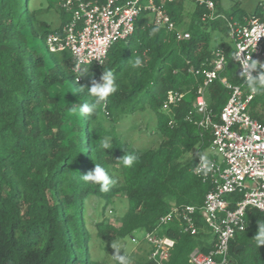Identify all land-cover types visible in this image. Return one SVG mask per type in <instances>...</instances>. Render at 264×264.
Segmentation results:
<instances>
[{"label": "trees", "instance_id": "obj_1", "mask_svg": "<svg viewBox=\"0 0 264 264\" xmlns=\"http://www.w3.org/2000/svg\"><path fill=\"white\" fill-rule=\"evenodd\" d=\"M31 1L0 0V264H101L91 257L90 227L95 238L112 243L156 231L159 219L174 207L202 205L210 187L193 174V166L212 135L198 126L193 103L203 79L189 70L210 69L219 51L225 59L220 77L250 91L232 60L227 22L242 24L263 13L260 5L248 15L238 3L223 9L222 0H210L218 17L209 19L203 18L208 14L203 5L189 1L194 8L186 12L187 1L167 2L163 10L174 31L155 26L149 13H141L133 33L113 44L102 65L86 66L76 82L68 51L44 55L37 49V42L61 31L70 14L54 0H40L37 6ZM54 6L60 23L53 29L43 17ZM154 27L160 30L150 36ZM176 31L188 33L189 39L177 40ZM136 56L142 67L132 69L128 61ZM108 70L116 76V93L90 116L71 112L74 105L94 101L86 88ZM168 92L183 99L169 104ZM229 96L218 80L206 89L213 114ZM144 111L154 114L160 141L150 149L132 148L121 138L118 122ZM247 113L264 122V93L253 95ZM100 137H111L112 149L100 148ZM127 151L139 155L131 168L118 160ZM193 151L192 160L184 162ZM95 163L114 181L108 192L80 178ZM122 201L126 206L120 217L109 221L107 210L115 212ZM245 220L246 229L230 242L225 264H264V246L253 239L264 214L251 209ZM196 226V235L182 233L174 218L158 229L159 236L175 241L164 264H189L195 249L210 250V233L198 216ZM149 251L132 264H154L147 259Z\"/></svg>", "mask_w": 264, "mask_h": 264}, {"label": "built area", "instance_id": "obj_2", "mask_svg": "<svg viewBox=\"0 0 264 264\" xmlns=\"http://www.w3.org/2000/svg\"><path fill=\"white\" fill-rule=\"evenodd\" d=\"M171 1L54 0L58 8L70 14V20L60 32L47 36V50L50 53L68 51L72 58L71 70L76 76L75 81L79 82L80 73L86 66L102 65L113 44L124 41L133 33L141 13L152 15L155 26L174 31L175 26L163 10V5ZM184 1L203 5L208 10L203 18L218 17L214 15L210 0ZM260 8L263 13L260 18L244 19L242 24L227 22L232 60L241 77L244 62L264 63V0ZM176 39L187 40L189 34L176 31ZM224 69V56L216 51L210 69L189 70L203 79L195 90L193 107L200 115L198 126L209 128L212 135L207 149L196 155L193 174L210 189L201 206L174 207L158 221L160 229L176 218L181 222L182 233L196 235L198 216L211 233L214 240L210 250L207 253L194 250L189 256V264H225L230 242L246 229V212L253 209L264 214V122L254 120L247 113V105L254 94L221 78ZM252 75L255 77L257 72L253 71ZM217 80L230 91V96L220 113L215 115L208 107L206 89ZM181 99L183 96L177 92L167 94L169 104ZM201 157H206L210 170L201 166ZM158 229L146 233L144 240L151 247L148 259L154 264H164L174 240L159 236Z\"/></svg>", "mask_w": 264, "mask_h": 264}, {"label": "rangeland", "instance_id": "obj_3", "mask_svg": "<svg viewBox=\"0 0 264 264\" xmlns=\"http://www.w3.org/2000/svg\"><path fill=\"white\" fill-rule=\"evenodd\" d=\"M40 0H32L31 4L37 6ZM263 0H222V8L226 9L233 3H238L240 8L245 11L246 14L250 15L254 12L255 8L262 3ZM45 3V2H44ZM194 4L187 1L185 4L186 12L192 11ZM51 26V28H57L59 26V9L54 6L51 12L45 14L43 17ZM153 16L149 15L148 20L152 21ZM183 29V28H182ZM181 29V30H182ZM227 41V40H225ZM38 51L41 54L48 55L47 47L44 42H37ZM232 45V44H231ZM118 131L122 135L121 138L127 141L132 148L147 149L156 147L160 141L158 133L156 131V118L154 114L149 111H144L142 113H136L132 116L123 117L118 122ZM194 156V151L185 155L184 162L192 160ZM248 185V183H246ZM124 202H117L114 206L115 212L111 211L110 208L107 210V216L109 221L113 223L120 217L122 211L124 210ZM92 215V211L89 210V215ZM116 224V223H115ZM91 228L92 241L90 244L91 257L94 260L99 261L101 264H117L112 257L114 250L111 248V243L102 242L94 237V230ZM144 233L139 231L133 234L131 237H127L120 240L121 251L126 254L130 260L131 264L143 259L144 253L148 250V246L144 241ZM133 238L136 242L133 241ZM214 238L210 234L207 243L213 242ZM118 241V240H117Z\"/></svg>", "mask_w": 264, "mask_h": 264}, {"label": "clouds", "instance_id": "obj_4", "mask_svg": "<svg viewBox=\"0 0 264 264\" xmlns=\"http://www.w3.org/2000/svg\"><path fill=\"white\" fill-rule=\"evenodd\" d=\"M159 30H160L159 28L154 27L151 29L149 35L150 36L154 35L157 32H159ZM128 63L130 64L132 69H139L142 67V60L139 56H136L134 59L131 58L128 61ZM241 68H242V72H241L242 78L244 79L245 84L250 89L251 93L253 94L264 93V63H258L256 61L244 62ZM253 71H257V75L255 77L252 75ZM83 74L85 73H81V75ZM80 89H85V88H80ZM117 89H118V85L116 83V76L114 75V73L111 70L103 71V74L101 75L99 81L93 79L90 87L86 88L87 90L86 95L89 97H94L95 98L94 101L91 103L85 102L83 104L74 105L70 109V111L73 112L74 114L78 112L82 117L90 116L92 113L96 111L97 106L106 102L110 95L116 93ZM98 144L100 148L106 151L112 149L111 137H103V138L100 137ZM118 160L121 162L123 167L131 168L139 160V155L127 151ZM201 166L204 167L206 170H210V165L206 157H201ZM80 178L82 181L86 183L90 182L94 185H98L99 190L101 192H108L110 190V186L114 183L108 171L101 164H97V163H95L94 169L88 171L86 174L80 175ZM257 223H258V231L253 239L256 241L257 246L260 247V246H264V222H257ZM134 242H136V240ZM174 245H175V241H174ZM147 246L148 249H150L151 251V247L148 244ZM111 248L114 250L112 257L115 261L118 262V264H131L130 258L126 254L122 253L119 241L114 240L111 243ZM150 251L148 253L147 259L149 257Z\"/></svg>", "mask_w": 264, "mask_h": 264}, {"label": "water", "instance_id": "obj_5", "mask_svg": "<svg viewBox=\"0 0 264 264\" xmlns=\"http://www.w3.org/2000/svg\"><path fill=\"white\" fill-rule=\"evenodd\" d=\"M240 249H241V247H236V248H235L236 251H237V250H240Z\"/></svg>", "mask_w": 264, "mask_h": 264}, {"label": "crops", "instance_id": "obj_6", "mask_svg": "<svg viewBox=\"0 0 264 264\" xmlns=\"http://www.w3.org/2000/svg\"><path fill=\"white\" fill-rule=\"evenodd\" d=\"M211 246H212V242H211ZM211 246H210V248H211Z\"/></svg>", "mask_w": 264, "mask_h": 264}]
</instances>
